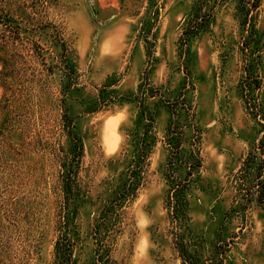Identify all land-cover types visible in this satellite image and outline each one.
<instances>
[{
    "label": "rangeland",
    "instance_id": "374dc122",
    "mask_svg": "<svg viewBox=\"0 0 264 264\" xmlns=\"http://www.w3.org/2000/svg\"><path fill=\"white\" fill-rule=\"evenodd\" d=\"M0 18V264H264V0Z\"/></svg>",
    "mask_w": 264,
    "mask_h": 264
},
{
    "label": "trees",
    "instance_id": "16d2710c",
    "mask_svg": "<svg viewBox=\"0 0 264 264\" xmlns=\"http://www.w3.org/2000/svg\"><path fill=\"white\" fill-rule=\"evenodd\" d=\"M0 20H2L1 18H0ZM0 22H3V21H0ZM4 25H7L8 26V28L10 29L9 30V32L11 33V35H7L8 36V42H10L11 41V43H13L14 44V42L12 41V39L14 40L15 38H18L19 40H21V41H24V38L22 37H20L18 34H19V31L21 30V28L19 27V26H12V25H9V24H7V23H4ZM197 25V24H196ZM194 28H195V26H193V27H190L189 29H187L186 30V32L184 33V36H185V38H184V43L186 44L187 42H188V36L189 35H187V33L188 34H190L193 30H194ZM3 39L5 38V35L2 37ZM26 42H28V41H26ZM30 42H28V44H29ZM21 49H23V51H25L26 49H27V47L24 45V44H21V47H20ZM37 49H40V47H38L37 45L35 46V50H37ZM14 58L15 57H11V66H12V68H11V70H10V72L7 74V76L8 77H10V78H15V80L17 79V71L15 70V68H13V65H14ZM7 101V100H6ZM0 136H1V132H0ZM262 183H259V185H261ZM138 185L139 184H129V187H126V191H127V194H128V196H129V194H130V192L132 193V192H134V190H136L137 189V187H138ZM259 192H261V191H259ZM175 211V210H174ZM174 215H176V213L174 212ZM67 242H69V244L68 245H63V244H59L58 246H57V249H56V253H55V259H56V264H73L74 262L72 261V259H71V247H72V245L70 244V241H68L67 240ZM61 257V259H62V262L61 263H57L58 262V259Z\"/></svg>",
    "mask_w": 264,
    "mask_h": 264
}]
</instances>
